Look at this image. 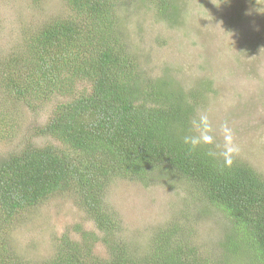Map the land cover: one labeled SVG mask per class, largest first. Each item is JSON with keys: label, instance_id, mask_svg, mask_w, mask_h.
Returning a JSON list of instances; mask_svg holds the SVG:
<instances>
[{"label": "trees", "instance_id": "1", "mask_svg": "<svg viewBox=\"0 0 264 264\" xmlns=\"http://www.w3.org/2000/svg\"><path fill=\"white\" fill-rule=\"evenodd\" d=\"M63 1L68 17L24 32L27 42L0 64V139L15 135L19 106L47 117L19 150L0 154V264H264V175L226 164L207 143H184L201 95L146 75L121 31L122 7L137 0ZM149 1L161 15L174 12L172 0ZM162 172L190 183L227 219L214 245L200 244L177 217L144 245L125 238L108 185L147 186ZM66 192L95 230L77 228V241L63 235L44 261L26 259L5 237L27 211ZM98 243L106 256L92 253Z\"/></svg>", "mask_w": 264, "mask_h": 264}, {"label": "rangeland", "instance_id": "2", "mask_svg": "<svg viewBox=\"0 0 264 264\" xmlns=\"http://www.w3.org/2000/svg\"><path fill=\"white\" fill-rule=\"evenodd\" d=\"M172 6L171 16L158 13L149 0L122 7L123 35L146 75L171 77L201 95L194 120L207 117V144L218 156L224 157L225 145L234 146L231 160L264 175V0H172ZM68 15L63 0H0V64L27 42L24 32ZM46 118V110L19 106L16 133L0 139V154L19 150L24 136ZM203 198L190 183L166 172L147 186L114 178L105 195L133 245L146 244L154 229L177 217L209 248L228 221ZM77 228L95 230L66 192L27 211L5 239L26 259L44 261L63 235L80 240ZM92 253L107 255L100 243Z\"/></svg>", "mask_w": 264, "mask_h": 264}, {"label": "clouds", "instance_id": "3", "mask_svg": "<svg viewBox=\"0 0 264 264\" xmlns=\"http://www.w3.org/2000/svg\"><path fill=\"white\" fill-rule=\"evenodd\" d=\"M206 121L207 117L205 115H201L199 121H193L194 134L187 135L184 137V143L186 145H189L191 148H196L202 143L209 142L210 137H208L204 131V127H206ZM235 151H237V149L234 146L225 145V151L223 152V155L225 157L226 164H231L230 156Z\"/></svg>", "mask_w": 264, "mask_h": 264}]
</instances>
